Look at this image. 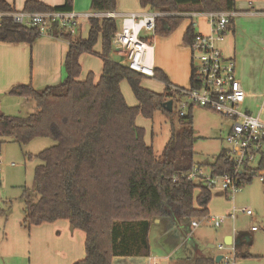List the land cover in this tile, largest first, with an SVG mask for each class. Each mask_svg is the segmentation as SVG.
<instances>
[{
    "label": "trees",
    "instance_id": "16d2710c",
    "mask_svg": "<svg viewBox=\"0 0 264 264\" xmlns=\"http://www.w3.org/2000/svg\"><path fill=\"white\" fill-rule=\"evenodd\" d=\"M74 0L49 6L39 0H27L26 10H73ZM142 7L165 13L156 18L155 33L170 35L186 18L184 13L234 11L236 0H140ZM91 12L115 11L117 0H91ZM15 8L0 0V11ZM0 40L33 44L41 35L34 28L4 19ZM87 38L57 33L71 41L65 58V79L41 89L31 83L13 87L10 93L29 99L34 112L23 116L0 110V142L9 140L26 146L35 138L51 137L55 144L38 155L35 189L25 190V217L21 225L33 226L67 220L73 229L85 233V257L73 264H114L117 256L150 253V232L155 218L175 215L192 221L209 214L212 190L188 179V173L202 163L196 160L192 108L172 124V135L161 155L145 140L146 128L137 117L153 118L160 111L172 116L165 103L183 97L167 73L155 67V78L164 83L163 91L142 84L145 76L135 72L113 54L112 40L118 21L112 17L89 18ZM195 28L187 27L185 44L190 45ZM101 41L98 52L95 46ZM83 53L99 56L102 71L98 78L90 71L80 78ZM127 79L137 99L130 105L121 89ZM191 86H195L191 75ZM180 87V86H178ZM182 88V87H180ZM28 157H32L29 153ZM208 165L213 173L232 172L234 164L222 149ZM264 170V155L261 160ZM253 177H243V186ZM196 189L198 194L195 195ZM228 194V193H225ZM6 214V210H2ZM235 246L236 259L252 257L250 240L240 233ZM247 247V248H245ZM213 258L200 256L197 264H216ZM218 264V263H217Z\"/></svg>",
    "mask_w": 264,
    "mask_h": 264
},
{
    "label": "rangeland",
    "instance_id": "374dc122",
    "mask_svg": "<svg viewBox=\"0 0 264 264\" xmlns=\"http://www.w3.org/2000/svg\"><path fill=\"white\" fill-rule=\"evenodd\" d=\"M187 19L188 18H186L170 35L159 37L164 39L176 37L175 40H177L179 34L187 25ZM79 21L81 25L77 29L76 36L87 38L90 24L89 19L82 14L79 16ZM117 21L119 25V22H122V18H117ZM153 34L154 38L158 36L156 33ZM41 36L44 37L45 35ZM146 36L151 37L152 34L146 32ZM182 41L178 39L177 45L186 48L187 46H183L187 45L183 38ZM152 44L154 46L155 60L157 41H153ZM101 48L102 45L99 40L96 44V49L100 51ZM113 50V58L121 62L123 59L122 55L114 47ZM81 62L82 71L80 77H86L89 71H92L95 76L98 74L100 76L102 71V60L99 56L83 53L81 55ZM142 84L157 92L163 91L164 89V83L156 78L144 77ZM187 86L188 85L185 87ZM121 89L122 91L124 90L123 92L124 95L126 94V99L128 98L130 101H135L136 104L137 99L127 79L121 82ZM15 101V98L9 95L0 94V110L12 116H23L34 112V103L32 105L23 102L17 104ZM249 109L252 113H256L251 108ZM180 110V103L176 100L173 106L172 116L158 111L152 119L144 117L143 115L137 117V124L146 128L145 140L153 144L158 155H161L166 143L172 135V124L177 128L180 127ZM192 115L194 118V133L196 136V160L202 163V169L208 174L211 172L208 163L212 162L213 158L219 154L222 149H228L230 147L229 142L225 138L227 129L230 128L231 120L222 117L216 112L198 106L193 107ZM54 144L55 141L51 137L35 138L26 146H21L9 140L0 142V264H59V255L54 251L48 250L47 255H43L40 250V246L42 245V247H44L45 242L48 246L52 243L58 245L52 238H47L50 230L47 227H37L29 231L21 225L25 217V201L23 199V194L26 189L29 190V192L35 189L34 171L35 167L41 163L37 155L42 150ZM29 153L32 155L31 158L27 156ZM12 163H15V165H12ZM197 194L198 189H196L195 192V195ZM244 207H250L255 212L254 215H246L242 211ZM2 210H6V214H3ZM206 216V218L204 216L195 217L193 219H202L203 222L201 226L193 228L194 237L192 239L189 237L191 245L195 243L199 244L203 250L208 251L209 244L213 243L216 246V248H214L215 250L221 251L222 255H229L231 245L223 242V233L235 234L236 231H246L253 223H258L260 229L258 232L253 233V244L249 247V250L254 253H264V184L258 177H255L251 183L244 185L240 191L234 194H225V192L219 188L213 189L212 198L209 203V214ZM213 216H224L226 219L221 226L216 227L211 221V217ZM160 218L161 217H157L155 219L159 220ZM63 225L66 230H64L62 236L67 237L68 241L62 246L69 248L71 247L70 233H74L73 230L75 229L71 228L68 223ZM52 228L56 229V225H52ZM38 240H42L43 244ZM150 244L152 252L162 255H167L168 251L172 249L166 238L159 234L155 224H152ZM220 244H223L225 249H219ZM82 253L84 254L83 257H85V241L82 246Z\"/></svg>",
    "mask_w": 264,
    "mask_h": 264
},
{
    "label": "crops",
    "instance_id": "0c3cea01",
    "mask_svg": "<svg viewBox=\"0 0 264 264\" xmlns=\"http://www.w3.org/2000/svg\"><path fill=\"white\" fill-rule=\"evenodd\" d=\"M6 1L15 10H26L27 0ZM39 1L52 7L62 5L65 2V0ZM90 5L91 0H74L73 10L78 13L91 12ZM149 9V7H142L140 0H117L115 11L124 13ZM235 12L237 15L234 17L225 40L221 43V48L226 56L233 57L236 60V75L241 80L247 93L245 107L250 112L252 111L249 108L254 110L255 115L264 120V0H236ZM187 21L186 27L179 34L177 40H175L176 37L164 39L159 36L153 39L154 42L157 41L155 67L165 71L171 82L180 87L186 85L190 87V79L193 74L190 45H183L187 46L186 48L177 45L178 39L180 41H182V38L184 39L187 27L192 24L191 18H188ZM194 21L197 22L194 27L195 32L210 33L211 29L205 15L195 18ZM118 27H121V22H119ZM79 37L83 38L82 36ZM69 48L70 44L65 39L46 35L44 37L40 36L33 44L0 40V94L15 98L17 104L23 102L32 105L33 103L29 99L13 95L10 90L21 84L31 83L35 88L41 89L62 82L66 76L64 64ZM95 50L99 52L96 46ZM86 77L80 78L85 79ZM98 77L99 74L96 78ZM126 100L130 105L137 104V102L135 104V101H130L128 98ZM65 223L69 224L67 220H57L33 226L31 230L37 227H47L50 230L47 238H52L58 245L52 243L48 246L45 242L44 247L40 246L42 254L47 255V251L51 250L59 255V264H73L74 261L84 255L82 246L85 241V233L78 229L73 230L74 233H70L71 247L62 246L68 241L67 237L62 236L64 230H66L63 225ZM152 224L157 226L159 234L166 238L172 248L168 251V254L162 255L152 252L150 244L149 255L117 256L114 258V264H197V258L200 256L216 260V257L222 253L214 249L216 246L213 243L209 244L208 251L203 250L199 244L191 245L189 241L190 238L194 237V231L191 221L188 219L166 215L159 220L155 219ZM52 225H56L57 230L53 229ZM251 226L246 231H236L235 234L223 233V242L226 243L231 237H238L240 233H248L249 237L252 236L253 244V233L255 232L251 231ZM38 241L43 244L42 240ZM250 253L253 254L252 257L237 259L233 264H264V253L251 251Z\"/></svg>",
    "mask_w": 264,
    "mask_h": 264
},
{
    "label": "built area",
    "instance_id": "2783aa9c",
    "mask_svg": "<svg viewBox=\"0 0 264 264\" xmlns=\"http://www.w3.org/2000/svg\"><path fill=\"white\" fill-rule=\"evenodd\" d=\"M82 14L88 19L93 16L122 18L121 27L112 40L113 47L123 57L121 63L147 78H155L153 33H155L156 18L164 15L163 12L151 9L124 13L116 11L78 13L74 10L56 9L0 11V28L5 27L4 19L7 17L14 24L36 29L40 35L65 39L71 44L70 40L58 36L57 33L76 36L77 29L81 25L79 16ZM184 15L192 19L193 27L197 25L194 19L205 15L211 31L210 33L195 32L190 49L196 85L187 88L174 86L179 88L184 96L173 100V106L176 100L179 101L181 116L198 106L230 119L231 125L225 138L230 147L225 150L234 164L232 172L218 174L212 171L207 174L197 165L186 173V176L189 180L204 184L211 190L219 188L228 194L240 191L244 176L258 177L264 184V170L261 168L264 155V120L245 107L247 93L236 75V60L226 56L221 48V43L231 29L237 13L235 10L195 11ZM146 32L151 33L152 36H146ZM242 211L248 216H253L255 213L250 207H244ZM225 219L224 216L211 217L216 227ZM202 222V219L192 220L191 225L196 228L201 226ZM259 229L258 223L252 224L251 231L256 232ZM219 249H225L224 245L220 244ZM236 260L235 247L231 245L229 255L224 254L218 264H233Z\"/></svg>",
    "mask_w": 264,
    "mask_h": 264
},
{
    "label": "water",
    "instance_id": "95a60500",
    "mask_svg": "<svg viewBox=\"0 0 264 264\" xmlns=\"http://www.w3.org/2000/svg\"><path fill=\"white\" fill-rule=\"evenodd\" d=\"M165 108L169 111L173 110V100H169L165 103ZM244 237L246 240H250L249 234H244ZM241 239L238 237H231L230 240L226 242V244L233 245L234 247L240 243ZM223 258V255L220 254L216 257V262L219 263L221 259Z\"/></svg>",
    "mask_w": 264,
    "mask_h": 264
}]
</instances>
